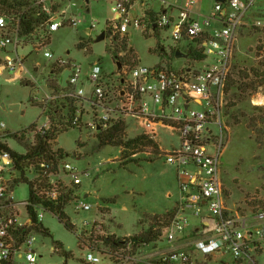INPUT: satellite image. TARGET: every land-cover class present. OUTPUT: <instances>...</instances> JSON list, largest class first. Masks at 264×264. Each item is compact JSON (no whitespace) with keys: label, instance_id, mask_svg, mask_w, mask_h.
<instances>
[{"label":"rangeland","instance_id":"1","mask_svg":"<svg viewBox=\"0 0 264 264\" xmlns=\"http://www.w3.org/2000/svg\"><path fill=\"white\" fill-rule=\"evenodd\" d=\"M46 4L54 13H62V20L70 21L72 16H77L82 23L75 27L67 22L51 34L48 50L53 59H45L42 53H28L31 47L25 43L21 50V54L26 55L24 70L18 77L16 72L0 71V119L9 133L6 138L9 149L19 155L26 154V144L32 143L34 132L51 119L53 123L50 121V127L56 137L53 149L66 152V163L80 174L79 186H70L71 179H65L68 185L67 194L72 192L71 197H76L92 207L88 212L76 213L72 205H67L64 212L74 225V231L66 230L55 215L44 213L41 225L50 233L51 238L45 237L41 232L34 234L33 249L38 257V264H64L62 254L54 251L56 242L64 251L70 253L67 264H88L85 261L88 249L99 253H95L101 258L99 264H108L101 255L114 250L98 239L113 237L132 242L150 226L161 235V222H166L168 219L165 216L171 215L177 208L181 197L177 172L166 164L165 153L178 145V137L167 127L157 126L155 141L159 143L164 155L154 158L150 154L151 151L149 154L140 153L134 157L137 163L131 162L122 166L119 147L109 145L97 148L99 142L96 137L100 131L90 126V122L94 120L95 106L91 101L85 102L81 98L69 96L74 93V89L62 88L64 69L74 68L76 65L81 67L80 88L85 89L86 96H90L93 89L86 79L91 74L92 67L99 65L103 85L112 95L118 96L124 89L129 70L133 68L125 63L126 51L115 52L116 37L119 40L127 38L128 47L132 48L138 57L135 67L167 65L177 69L183 65H191L190 61L193 59H176L175 55L170 53L175 49L183 54L188 53L186 44L175 43L170 32L164 29L150 31L151 23L148 22L150 18L147 12L154 13L156 17L160 15L163 11L160 0L133 2L130 18L146 19L141 22V27H129L126 35L115 31L113 33L110 28L111 25L118 24H110L114 17V0H88V3L86 0H48ZM214 4L215 0H198V6L195 7L208 15ZM262 17V12L250 14L248 26L240 31L222 108L228 129L226 147L221 158V179L225 185V194L229 197L227 206L238 211L242 217L248 218L257 207L264 208V87L256 91H242L256 79L251 71H264V31L249 25L254 19ZM92 23L97 24L93 30L90 29ZM103 32L106 38L96 42V38ZM80 39L85 42L83 49L78 48ZM34 44L36 45V42ZM0 55L2 58L5 56ZM61 61L66 63L62 64ZM118 63L123 68L118 69ZM246 75L249 76L248 79H245ZM70 101H74L73 105ZM115 102L116 100H110L108 103L115 108ZM73 108L82 111L74 115V118L78 117L80 120L75 128H71L68 122ZM117 117L126 121L125 133L128 138L143 135V130L148 129L142 121L128 114ZM33 124L36 128L31 130L30 126ZM24 131L26 136L23 141L20 139V133ZM16 134L19 137L15 139ZM152 158L153 161L150 160ZM26 176L29 180L33 178L30 174ZM16 177H20V174H16ZM14 198L20 202L29 200V185L19 183L14 188ZM154 218L160 220L158 225ZM190 219L192 225L198 221L195 217ZM85 221H96L94 226L97 228L85 229ZM192 232L190 229L187 241L172 247L164 242L160 243L162 240L159 239L151 242L154 243L152 250L139 253L144 256V261L139 264L155 263L154 257L158 255L153 254H168L184 244L185 248L180 251H190L199 264L211 262L214 256L204 257L187 245L191 240L198 238L193 236ZM143 246L144 244L136 243L130 247L137 252L139 248L144 250ZM20 264H25V261L20 260ZM240 264H264V250L254 254L253 260Z\"/></svg>","mask_w":264,"mask_h":264},{"label":"built area","instance_id":"2","mask_svg":"<svg viewBox=\"0 0 264 264\" xmlns=\"http://www.w3.org/2000/svg\"><path fill=\"white\" fill-rule=\"evenodd\" d=\"M47 1L0 0V54L5 55L3 58L0 55V71H13L18 77L24 70L26 55H22L21 50L25 43L31 47L28 53H42L45 59H53L48 50L51 34L67 22L75 27L82 23L77 16H72L70 21L62 20V13H54ZM134 1L114 0V17L110 24H118L110 26L113 33L126 35L129 27H141V22L145 21V17L130 18ZM160 1L163 11L154 22L148 20L150 31L164 29L170 32L175 43L186 44V59L196 51L202 59H193L191 65L177 69L167 65L130 69L118 96L112 95L103 85L99 65L92 67L86 79L93 89L91 95L86 96L85 89L80 88L82 70L76 65L68 68L67 87L62 88L74 89L69 96L91 101L95 106L90 126L96 131H104L122 120L117 115L128 114L143 122L148 128L143 130V135L153 140L157 126L167 127L178 137V145L166 152L165 157L166 164L177 172L181 197L173 216L161 222L160 243L172 247L187 241L192 229L193 236L198 238L187 245L204 257L214 256L211 262L200 264H240L253 260L254 254L264 250V208L257 207L248 218L227 207L221 158L228 134L222 113L224 91L234 64L236 41L241 29L248 26L249 15L257 0L215 1L211 13L206 16L196 12L198 0ZM32 13L35 18H40L38 24L31 22ZM29 23L32 30L25 33ZM96 25L92 23L90 29H95ZM249 25L264 31V17L254 19ZM176 51L170 53L176 54ZM110 100H116V109L108 103ZM81 112L80 109L76 111ZM78 119L74 118L73 125ZM50 131L49 121L34 135ZM8 136L7 127L0 119V264H20V260L25 264H38L33 249L34 234L40 232L45 212L59 217L49 205L65 200L68 188L65 179H71L70 186H79L80 174L65 159L58 160L56 168L43 156L26 159L21 164L7 145ZM18 173L20 177H16ZM27 174L33 178L29 180ZM19 183L29 185V200L20 202L14 198V188ZM67 205H72L76 213L92 209L76 197H71L64 210ZM190 217L198 220L195 225L191 224ZM95 222L85 221L83 226L85 229L97 228ZM132 244L136 243L131 242L119 254L100 255L108 264H139L144 261V256L139 253L152 250L154 246L151 242L144 243L146 251L139 248L134 252L130 247ZM185 246L176 247L168 254H153L158 255L154 257L156 261L148 264H199L190 251H180ZM88 251L86 263L99 264L101 258L95 255L98 252Z\"/></svg>","mask_w":264,"mask_h":264},{"label":"trees","instance_id":"3","mask_svg":"<svg viewBox=\"0 0 264 264\" xmlns=\"http://www.w3.org/2000/svg\"><path fill=\"white\" fill-rule=\"evenodd\" d=\"M147 15L149 16L150 20L154 22L156 16L152 12H147ZM31 22H35V24H38L40 18H35L34 13L30 15ZM32 30L31 24H27L25 26L24 32L29 33ZM126 38V37H125ZM127 39V38H126ZM119 40L118 37L115 38L114 42V50L116 53H120V51H126V58H125V63L127 66H130L134 68L138 64V57L135 54L134 50L132 48H129L127 45V40ZM85 47V42L80 39L78 42V48L83 49ZM175 53H173V56ZM162 56V54H161ZM190 58L192 59H202V55H200L197 51L192 52L189 55ZM117 59V58H116ZM264 66V65H263ZM122 68V66H121ZM120 68V69H121ZM253 76L256 78L255 81H252L250 85H247L245 89L242 91L245 92L247 90H253L256 91L259 88L264 87V71L260 72L257 70L251 71ZM249 76L246 75L245 79H248ZM71 105H73L74 101H70ZM76 113V109L73 108L72 110V115L68 117V122L71 125V128H75L78 126V123L80 120L78 119V122L73 125V120H74V115ZM51 123L52 120L50 119ZM36 128V125L33 124L30 126L31 130H34ZM51 132V133H50ZM46 134L40 135L39 133H35L34 135V142L31 144H26V155H19L15 152L12 151L13 156L18 159V161L22 164L23 161L29 158H34V157H44L50 161L51 164L54 165L56 168V164L58 160H64L67 156V153L64 152L62 149L57 150L54 153L53 149V143L56 140L55 134L53 131H50ZM126 132V121L125 120H118L116 121L112 126H110L108 129L104 131H100L97 134L96 139L98 140V149H101L105 146H115L119 147L121 149V158H120V163L122 166H126L131 162L137 163V161L134 159V157L138 154H152L155 157H162L164 155V152L161 150L160 145L158 142L155 140L151 139L147 135H140L134 138H128ZM26 132H21L20 133V139L24 141ZM17 138V136H15ZM166 154V153H165ZM154 158L150 159L151 161L154 160ZM72 192H69L65 200H61V202L56 203V204H50L51 211L54 214H58L59 222L64 225L66 230L68 231H74V225L70 222L69 218L65 215L64 212V207L67 204L68 201H70ZM173 216L171 215H166V219H170ZM155 222L158 225L160 223V220L157 221L156 218ZM40 232L45 236V237H50V233L44 229L41 225V230ZM160 233L159 231H154V227H149V229L140 234L139 237L136 238L137 240V245L138 244H144V243H150L154 242L157 239H159ZM100 241H103L105 245L109 246L113 252L109 254H119L121 250L125 249L127 245H123L119 239H115L113 237L110 238H101L98 239ZM131 243V240H128ZM78 242H80V238L78 237ZM129 243V244H130ZM128 244V245H129ZM56 248L54 249L55 252L59 251L63 258H64V264H67L68 259L71 257L70 253L66 252L63 250L62 246L59 243H55ZM135 245V244H134Z\"/></svg>","mask_w":264,"mask_h":264},{"label":"water","instance_id":"4","mask_svg":"<svg viewBox=\"0 0 264 264\" xmlns=\"http://www.w3.org/2000/svg\"><path fill=\"white\" fill-rule=\"evenodd\" d=\"M87 1V3H88V0H86ZM216 2H225V0H215ZM106 38V34H105V32H103V33H101L97 38H96V42H100V41H103L104 39ZM162 51H164V49L162 50ZM175 57L176 58H181V57H183V58H187L188 57V55H184L183 53H181L180 51H176V54H175ZM117 66H118V69H120L121 68V64H117ZM69 75H70V70H65L64 71V73H63V77H62V86L63 87H67V78L69 77ZM123 245H128L129 244V241L128 240H121L120 241ZM132 242H134V243H137V240L136 239H133V241Z\"/></svg>","mask_w":264,"mask_h":264},{"label":"crops","instance_id":"5","mask_svg":"<svg viewBox=\"0 0 264 264\" xmlns=\"http://www.w3.org/2000/svg\"><path fill=\"white\" fill-rule=\"evenodd\" d=\"M198 5H196V7H197ZM261 7H264V1H262V0H257V3L255 4V6L253 7V9H252V11H251V13L250 14H252V13H264V8L262 9ZM196 12L197 13H201L202 15H205L204 13H203V11L202 10H197L196 9ZM206 16V15H205ZM228 199H229V197H227V201H228ZM228 207V206H227ZM229 208V207H228ZM230 209V208H229ZM230 210H232V211H235L234 209H230Z\"/></svg>","mask_w":264,"mask_h":264},{"label":"bare ground","instance_id":"6","mask_svg":"<svg viewBox=\"0 0 264 264\" xmlns=\"http://www.w3.org/2000/svg\"><path fill=\"white\" fill-rule=\"evenodd\" d=\"M257 104H260V103H257Z\"/></svg>","mask_w":264,"mask_h":264}]
</instances>
